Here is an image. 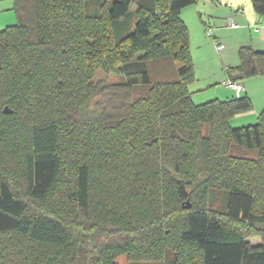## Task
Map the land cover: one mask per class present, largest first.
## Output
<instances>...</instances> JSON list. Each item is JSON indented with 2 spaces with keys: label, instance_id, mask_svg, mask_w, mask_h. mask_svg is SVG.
I'll use <instances>...</instances> for the list:
<instances>
[{
  "label": "trees",
  "instance_id": "obj_1",
  "mask_svg": "<svg viewBox=\"0 0 264 264\" xmlns=\"http://www.w3.org/2000/svg\"><path fill=\"white\" fill-rule=\"evenodd\" d=\"M91 2L11 0L16 23L0 30V138L19 169L0 157V264H264V110L236 126L246 95L192 101L180 13L196 0ZM102 60L119 83H91ZM234 70L264 79V52L240 48Z\"/></svg>",
  "mask_w": 264,
  "mask_h": 264
},
{
  "label": "crops",
  "instance_id": "obj_2",
  "mask_svg": "<svg viewBox=\"0 0 264 264\" xmlns=\"http://www.w3.org/2000/svg\"><path fill=\"white\" fill-rule=\"evenodd\" d=\"M180 17L189 34L193 81L188 85V91L192 101L199 105L210 100L232 99V92L222 84L236 76L234 68L238 65L240 48L249 46L254 51L264 52V16L254 11L251 0H196L182 9ZM230 21L236 28L230 27ZM15 22L11 0H0V26L4 28ZM207 28L211 29L212 38L206 36ZM213 41L221 46L220 50L215 49ZM241 83L251 109L235 116L233 123L236 126L254 125L264 110V79L255 77ZM203 93L208 95L197 100ZM257 244L259 240L252 245Z\"/></svg>",
  "mask_w": 264,
  "mask_h": 264
},
{
  "label": "rangeland",
  "instance_id": "obj_3",
  "mask_svg": "<svg viewBox=\"0 0 264 264\" xmlns=\"http://www.w3.org/2000/svg\"><path fill=\"white\" fill-rule=\"evenodd\" d=\"M96 0H92V2L90 3L89 5V13H94L95 11L98 10V6L96 5ZM136 7L134 5H131L130 8H129V13L130 15L127 17V19L131 18L130 20H128V26H129V29L131 30L132 29V25L133 23L136 21ZM16 23V22H15ZM15 23L13 25H15ZM0 30H3V28L0 26ZM145 56V53L143 52H135L134 55L131 57V60L133 61H136L138 59H140L141 57ZM104 61H98L99 64H102L100 65V67L96 68V72L93 74L92 78H91V83L94 85V84H100V83H109V84H112V83H119L121 81L120 79V75H119V72L116 71L115 69L118 67H110L109 70H106V68H104L105 65H103ZM150 64V63H149ZM155 67L159 68L160 65L159 64H155L154 65ZM154 70V69H153ZM155 76V72L153 71L152 72V78ZM199 83H203L202 82H199ZM223 88H225L224 86H222ZM226 89V88H225ZM227 90V89H226ZM208 92V91H207ZM230 92V91H229ZM208 93H203L201 96L202 97H199L197 98L198 99H202L204 96H207ZM200 103V102H199ZM4 111V110H3ZM5 114V113H4ZM4 119V123H6V115H4L3 117ZM6 137V135H5ZM5 150H9L7 149V145L4 143L3 141V138H0V157L1 158H4L5 157V162L9 165H13L14 167H16V164H17V160L15 159L17 154L16 155H12L14 154L12 152L11 153H7V155H5ZM22 152V151H21ZM245 153V151H244ZM256 152L254 151H249V152H246L245 153V156L247 158H254L256 157ZM17 171H19V169L16 167V173ZM19 186L21 187V184H19ZM223 191L221 190H215L213 193L214 195V201L211 203L210 205V208L215 212L216 216L220 219V221H222V223L226 226H230L231 224H229V222L225 221V218L223 217V214H224V207H223ZM264 193H261V195L257 196L255 198V212H259L261 206H262V202H264ZM27 200V199H26ZM29 204V203H28ZM47 209L51 208V209H54V207L51 205L49 207H46ZM28 211L30 213H37L40 212L39 210H36L35 209V206L34 205H29L28 206ZM232 228L240 231L241 233L245 234L246 237H247V240L251 243V244H255L258 242L259 238L255 235V231L252 230L251 228L247 227L246 225H233L231 226ZM119 243H122L123 242V239H120V240H117ZM114 242V241H113ZM22 246V245H20ZM34 254L39 256V255H45V254H48L49 249H46V248H41L40 250H34ZM112 262L114 264H161V263H152V262H129L126 258V256L124 254H119V255H115L113 256V259H112Z\"/></svg>",
  "mask_w": 264,
  "mask_h": 264
},
{
  "label": "built area",
  "instance_id": "obj_4",
  "mask_svg": "<svg viewBox=\"0 0 264 264\" xmlns=\"http://www.w3.org/2000/svg\"><path fill=\"white\" fill-rule=\"evenodd\" d=\"M230 27L232 28H236V25L230 21L229 22ZM206 36L208 38H212V31L210 28L206 29ZM213 45L215 47L216 50H220L221 46L218 45V43L213 41ZM228 91L232 92L233 96H235L236 98L244 96L245 95V88L243 83L239 82V81H233L231 79H227L223 82L222 84Z\"/></svg>",
  "mask_w": 264,
  "mask_h": 264
},
{
  "label": "water",
  "instance_id": "obj_5",
  "mask_svg": "<svg viewBox=\"0 0 264 264\" xmlns=\"http://www.w3.org/2000/svg\"><path fill=\"white\" fill-rule=\"evenodd\" d=\"M4 113H7V112H6V108L4 109ZM185 208H190V205L188 204V202L186 203Z\"/></svg>",
  "mask_w": 264,
  "mask_h": 264
}]
</instances>
